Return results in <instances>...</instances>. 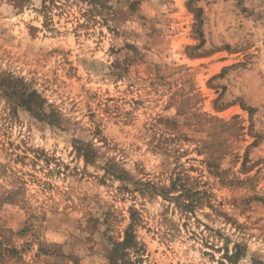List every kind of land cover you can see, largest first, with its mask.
<instances>
[{
	"label": "rangeland",
	"instance_id": "obj_1",
	"mask_svg": "<svg viewBox=\"0 0 264 264\" xmlns=\"http://www.w3.org/2000/svg\"><path fill=\"white\" fill-rule=\"evenodd\" d=\"M0 264H264V0H0Z\"/></svg>",
	"mask_w": 264,
	"mask_h": 264
},
{
	"label": "trees",
	"instance_id": "obj_2",
	"mask_svg": "<svg viewBox=\"0 0 264 264\" xmlns=\"http://www.w3.org/2000/svg\"><path fill=\"white\" fill-rule=\"evenodd\" d=\"M133 238V234L132 233H127L125 242L123 244L129 243Z\"/></svg>",
	"mask_w": 264,
	"mask_h": 264
}]
</instances>
